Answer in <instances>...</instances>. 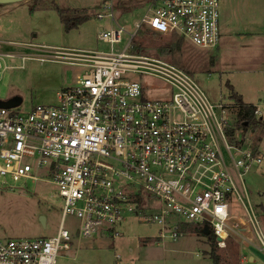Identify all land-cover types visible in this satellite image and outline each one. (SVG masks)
<instances>
[{
	"label": "built area",
	"instance_id": "built-area-1",
	"mask_svg": "<svg viewBox=\"0 0 264 264\" xmlns=\"http://www.w3.org/2000/svg\"><path fill=\"white\" fill-rule=\"evenodd\" d=\"M117 3L105 0L96 13L113 24L97 36L109 51L7 42L24 52L0 55V61L19 58L21 68L35 60L61 63L76 73L56 105L0 108V177L47 181L63 204L55 235L0 239V264H55L74 237L118 239L124 214L158 225L159 244L194 225L208 227L219 249L230 238L243 245L255 237L264 251L262 223L243 182L260 154L244 148L241 129L227 135L236 122L232 103L213 104L186 71L136 52L142 46L132 42L145 31L181 38L200 51L216 49L219 0H143L146 11L130 29L115 22ZM124 36L123 47L114 48ZM6 68L0 63V75ZM149 77L168 88L165 98H148L154 87L141 78ZM253 110L264 119V104ZM234 200L242 216L230 213ZM67 217L77 220L75 233L65 227Z\"/></svg>",
	"mask_w": 264,
	"mask_h": 264
},
{
	"label": "rangeland",
	"instance_id": "rangeland-1",
	"mask_svg": "<svg viewBox=\"0 0 264 264\" xmlns=\"http://www.w3.org/2000/svg\"><path fill=\"white\" fill-rule=\"evenodd\" d=\"M105 0H23L18 4L0 7V55L20 54L24 51L7 42L65 47L71 49L111 50L98 40V31L109 28V19L98 20ZM220 46L213 50H198L184 42L180 53L159 54V47L174 38L143 31L132 40L142 46L145 54L169 60L191 75L208 99L215 105H230L231 92L242 95L250 105L264 104V3L263 0H219ZM68 10V18L87 14L84 26L66 30L57 9ZM85 9L87 12H85ZM143 0H118L114 6L115 22L132 28L145 13ZM80 25V24H78ZM106 28V29H105ZM127 37L114 48H122ZM0 100L17 95L22 98L19 109L56 105L60 90L73 86L75 70L54 62L2 57ZM11 67V68H10ZM153 86L148 98L162 99L168 88L153 78H141ZM232 90H231V89ZM232 113V114H231ZM232 120L235 122L233 111ZM243 134L244 148L260 154V162L252 164L243 176L245 190L256 215L261 220L264 235V131L248 130ZM62 199L57 188L45 181L12 182L0 177V239L46 238L56 234L60 224ZM230 213L241 215L238 200L230 203ZM148 214V211H143ZM41 218L42 221H41ZM118 239L100 235L90 239L73 238L69 251L59 254L55 264H211L207 254L211 239L194 225L185 227L176 240L159 244L158 225L149 227L124 214ZM78 222L67 217L65 227L75 233ZM218 248V247H217ZM241 248V249H240ZM264 264V251L255 237L251 244H241L235 238L227 241L225 249L217 250L225 264ZM253 257V262L249 258Z\"/></svg>",
	"mask_w": 264,
	"mask_h": 264
},
{
	"label": "trees",
	"instance_id": "trees-1",
	"mask_svg": "<svg viewBox=\"0 0 264 264\" xmlns=\"http://www.w3.org/2000/svg\"><path fill=\"white\" fill-rule=\"evenodd\" d=\"M36 0H32L33 3H35ZM60 20L63 22L66 30H70L73 28H76L78 24L84 22L87 17H70L68 18L67 13H69L68 10L65 9H57ZM174 43H168L166 42L163 46L159 47V54H166V53H175L181 51V47L184 44L185 41H183L181 38L173 37ZM134 50L136 52H143V50L140 47H134ZM231 89V88H230ZM232 90V89H231ZM231 99H232V106L234 110L236 111V122L234 124V128H226V133L229 137H232L235 133V130H242L243 133L247 132L248 130H251V132H255L258 130V128H261L264 131V119L255 117L253 106L249 104H245L242 101V98L240 95H237L236 93L231 92ZM189 225L183 226L182 229L187 227ZM199 229V228H197ZM201 232V230H200ZM207 236H209V239H211L210 247L207 252L211 259V264H225L223 258L221 255L217 253L218 248L215 245L214 237L209 233Z\"/></svg>",
	"mask_w": 264,
	"mask_h": 264
},
{
	"label": "water",
	"instance_id": "water-1",
	"mask_svg": "<svg viewBox=\"0 0 264 264\" xmlns=\"http://www.w3.org/2000/svg\"><path fill=\"white\" fill-rule=\"evenodd\" d=\"M23 0H0V7L1 6H5L7 4H18L21 3ZM22 98H20L17 95H12L7 97V100H0V108H14V107H18L21 105L22 103ZM43 218H41L42 221ZM201 233L204 234L205 236H207L209 234V229L208 227H204L201 230Z\"/></svg>",
	"mask_w": 264,
	"mask_h": 264
},
{
	"label": "crops",
	"instance_id": "crops-1",
	"mask_svg": "<svg viewBox=\"0 0 264 264\" xmlns=\"http://www.w3.org/2000/svg\"><path fill=\"white\" fill-rule=\"evenodd\" d=\"M104 1H102V3H103ZM101 3V4H102ZM82 10H84L85 12H87L85 9H82ZM84 16H86L87 17V14L86 13H84L83 15H80V17H84ZM105 18V17H104ZM104 18H102V19H104ZM102 19H98V20H102ZM110 21V20H109ZM109 27H107V28H109V29H111L112 27H113V24L111 23V21L109 22ZM77 26H80L79 28H82V29H84L83 27V25H82V23H80V25H77ZM106 29V28H105ZM109 29H107V30H109ZM107 30H104V27L103 28H101V30L100 31H98V33H100V32H102V31H107ZM241 96V98H242V101H243V103H245V104H247L244 100H243V97H242V95H240ZM250 105V104H249ZM252 106H254V105H252ZM183 227H181V230H180V232L183 230L182 229ZM198 228V227H197ZM99 237V236H98ZM241 249V248H240ZM239 253L241 254V264H243V262H244V253H242V250H240L239 251ZM249 261L250 262H253V257H250L249 258Z\"/></svg>",
	"mask_w": 264,
	"mask_h": 264
}]
</instances>
